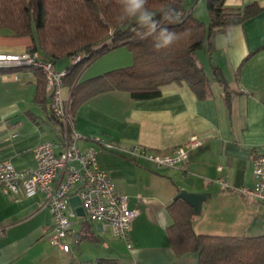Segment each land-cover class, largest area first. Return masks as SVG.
<instances>
[{"label": "crops", "instance_id": "0c3cea01", "mask_svg": "<svg viewBox=\"0 0 264 264\" xmlns=\"http://www.w3.org/2000/svg\"><path fill=\"white\" fill-rule=\"evenodd\" d=\"M251 2L261 10L218 32L201 63L209 81L204 97L176 82L162 84L152 98L135 99L124 90L94 93L93 77L133 62L126 45L129 64L101 65L88 73L93 59L80 73L83 84L73 94L63 86L80 135L77 145L97 147L92 137H100L118 147L99 150L96 160L115 190L128 196V206L139 209L130 226L131 247L110 226L76 213L65 238L70 248L63 251L49 242L53 218L42 192L29 197L0 193V264H200L195 254H176L167 235L172 223L167 206L181 189L207 193L192 219L196 233L264 234V202L233 189L253 187V158L264 153V0H226L225 5L238 8ZM31 45L30 37L0 27V52L20 53ZM61 63L55 62L54 69L67 67ZM36 92L37 75L31 68L0 72V160H9L18 170L35 167L33 149L40 143L52 141L56 149L64 144L50 97L45 91L44 101H37ZM192 136L201 144L174 166H158L122 151L141 145L166 154ZM78 188L75 184L70 195Z\"/></svg>", "mask_w": 264, "mask_h": 264}, {"label": "trees", "instance_id": "16d2710c", "mask_svg": "<svg viewBox=\"0 0 264 264\" xmlns=\"http://www.w3.org/2000/svg\"><path fill=\"white\" fill-rule=\"evenodd\" d=\"M199 1L148 0L146 8L159 21L153 35H146L149 30L135 19L123 16L119 0H0V27L30 37L28 50H38L40 57L53 63L80 55L66 67L63 79L72 94L83 84L78 78L86 65L105 51L126 45L133 53V62L93 77L94 93L124 90L135 99L152 98L159 95L162 84L176 82L186 83L198 97H204L209 93V81L196 49L209 53L218 32L242 23L261 7L251 2L233 8L225 5L226 0H206L205 23L193 14ZM165 13H170V18ZM160 28L174 32L176 40L157 50L155 36ZM25 67L37 75L35 99L44 101L45 77L39 68ZM21 68H0V72ZM167 208L172 218L167 235L176 254H195L200 264H264V234L196 233L192 225L195 214L185 200L177 198Z\"/></svg>", "mask_w": 264, "mask_h": 264}, {"label": "built area", "instance_id": "2783aa9c", "mask_svg": "<svg viewBox=\"0 0 264 264\" xmlns=\"http://www.w3.org/2000/svg\"><path fill=\"white\" fill-rule=\"evenodd\" d=\"M80 59V55L71 58V63ZM31 66L39 68L45 77V91L50 97V109L63 129V147L56 149L52 141H44L34 147L36 165L33 168L18 170L9 160H0V193L32 196L37 192L44 195V205L53 218L52 233L49 242L68 251L66 236L70 233L72 218L76 215L70 207L68 198L75 184H79L76 194L81 199L85 216L110 226L112 234L123 239L131 247L130 226L138 215L139 209L128 206V196L118 192L107 171L99 168L96 153L102 149L118 147L100 137H92L97 147L90 145L81 149L77 145L80 138L74 128L70 113V100L62 96L65 69H54L53 62L40 57L37 50H25L20 53L0 52V68ZM202 140L192 136L184 145H179L170 153L159 154L147 147L133 145L122 149L132 157L148 159L158 166H174L187 157L189 149L197 147ZM253 187L237 186L233 189L246 197H256L264 202V153L253 158ZM56 181V185L53 182ZM218 182L231 188L225 178ZM75 241L78 240L76 237Z\"/></svg>", "mask_w": 264, "mask_h": 264}, {"label": "clouds", "instance_id": "9594fccd", "mask_svg": "<svg viewBox=\"0 0 264 264\" xmlns=\"http://www.w3.org/2000/svg\"><path fill=\"white\" fill-rule=\"evenodd\" d=\"M147 2L148 0H119L123 16L135 19L141 27L149 30L146 35H153L157 32L159 21L155 19L154 13L146 8ZM165 17L170 18V13H165ZM155 40L154 47L159 50L171 46L176 40V34L167 28H160Z\"/></svg>", "mask_w": 264, "mask_h": 264}, {"label": "rangeland", "instance_id": "374dc122", "mask_svg": "<svg viewBox=\"0 0 264 264\" xmlns=\"http://www.w3.org/2000/svg\"><path fill=\"white\" fill-rule=\"evenodd\" d=\"M193 14L195 16H197L200 20L204 21L205 23L208 22V12H207L206 0H200V2L198 4H196V6L193 9ZM128 53H130L128 48H126L125 46H122V45L117 46L113 49H110L109 51H106V52L102 53L101 55H99L98 57L95 58L93 63H91V65L88 66V73L92 72L93 69H96V68L100 67L101 65H104L103 67H105V66L110 67L112 65L117 67V66L129 64V63H125V62H127L125 59V55ZM195 55H196L200 64L202 62H205V60H207V57L209 56L207 51H205L204 49H196ZM57 62L58 63L62 62L61 63L62 66H68L71 64V61L68 58L58 60ZM118 64H120V65H118ZM59 67H61V65ZM110 68H113V67H110ZM85 69H87V65L83 68V70L81 72H83ZM63 86H62V96H63Z\"/></svg>", "mask_w": 264, "mask_h": 264}, {"label": "water", "instance_id": "95a60500", "mask_svg": "<svg viewBox=\"0 0 264 264\" xmlns=\"http://www.w3.org/2000/svg\"><path fill=\"white\" fill-rule=\"evenodd\" d=\"M207 197V193L198 191H188L187 189H181L174 197V199L182 198L185 200L193 210L194 214H198L201 210V204ZM68 202L71 208L75 210L78 215H85L84 209L81 205V199L78 194L71 195L68 198Z\"/></svg>", "mask_w": 264, "mask_h": 264}]
</instances>
